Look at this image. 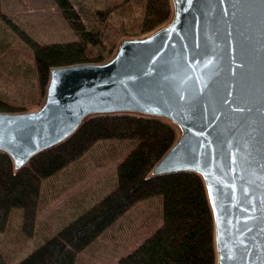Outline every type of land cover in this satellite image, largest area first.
Listing matches in <instances>:
<instances>
[{
  "label": "water",
  "instance_id": "water-1",
  "mask_svg": "<svg viewBox=\"0 0 264 264\" xmlns=\"http://www.w3.org/2000/svg\"><path fill=\"white\" fill-rule=\"evenodd\" d=\"M168 1L105 60L50 67L37 108L0 111V151L17 170L91 115L161 119L176 137L149 174L199 175L214 264H264V0Z\"/></svg>",
  "mask_w": 264,
  "mask_h": 264
},
{
  "label": "trees",
  "instance_id": "trees-1",
  "mask_svg": "<svg viewBox=\"0 0 264 264\" xmlns=\"http://www.w3.org/2000/svg\"><path fill=\"white\" fill-rule=\"evenodd\" d=\"M53 1L73 39L39 41L0 12L30 55L24 64L18 52L14 61L0 63L4 79L18 96L10 100L0 94V111H23L28 104L38 103L50 67L105 60L120 37L145 33L170 14L168 0H110L102 7L80 4L79 9L71 0ZM175 137V129L155 117L96 114L17 170L9 155L0 151V233L14 222L15 238L22 243L38 230L39 210L50 196L46 187L56 186L58 180H78L81 160L97 144L109 139L133 143L114 164L107 191L93 201L81 197L72 217L17 261L10 262L0 248V264H76L78 255L132 207L153 199L159 208V223L116 264H214L212 217L199 175L191 171L149 174Z\"/></svg>",
  "mask_w": 264,
  "mask_h": 264
},
{
  "label": "rangeland",
  "instance_id": "rangeland-1",
  "mask_svg": "<svg viewBox=\"0 0 264 264\" xmlns=\"http://www.w3.org/2000/svg\"><path fill=\"white\" fill-rule=\"evenodd\" d=\"M74 7H102L110 0H71ZM0 12L13 23L42 42L73 39L74 35L53 0H0ZM139 35V34H137ZM134 36V35H125ZM123 37V36H122ZM121 38V37H120ZM119 38V39H120ZM118 41V40H117ZM117 43V42H116ZM19 53L20 64L28 62L30 55L19 37L0 18V63L14 61ZM0 94L10 100H17L12 85L4 79L0 69ZM38 103H30L26 110L37 108ZM133 145L129 140L109 139L94 146L81 160V176L74 183L58 180L45 188L50 196L38 213V230L26 242L16 240L14 222L7 231L0 233V248L10 262H15L27 254L33 245L41 242L55 229L68 221L81 197L84 201L95 200L109 189L112 168ZM103 185V186H102ZM80 190H85L84 194ZM160 206V205H159ZM156 200L141 202L132 207L122 218L107 229L90 247L81 252L76 264H116L117 259L133 249L148 235L160 221Z\"/></svg>",
  "mask_w": 264,
  "mask_h": 264
}]
</instances>
